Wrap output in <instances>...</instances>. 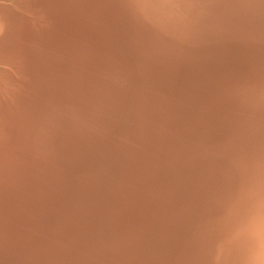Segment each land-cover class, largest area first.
<instances>
[{
  "label": "bare ground",
  "instance_id": "obj_1",
  "mask_svg": "<svg viewBox=\"0 0 264 264\" xmlns=\"http://www.w3.org/2000/svg\"><path fill=\"white\" fill-rule=\"evenodd\" d=\"M0 264H264V0H0Z\"/></svg>",
  "mask_w": 264,
  "mask_h": 264
}]
</instances>
